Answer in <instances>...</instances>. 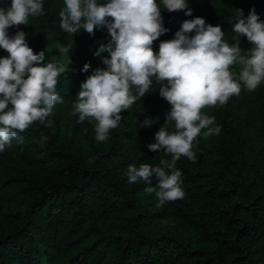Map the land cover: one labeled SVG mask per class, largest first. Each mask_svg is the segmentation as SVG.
<instances>
[{
  "label": "trees",
  "instance_id": "trees-1",
  "mask_svg": "<svg viewBox=\"0 0 264 264\" xmlns=\"http://www.w3.org/2000/svg\"><path fill=\"white\" fill-rule=\"evenodd\" d=\"M187 3L192 16L170 13L161 4L169 31L154 41L155 51L186 19L199 16L220 25L230 43H235L237 9L246 17L254 7L264 20V0ZM10 4L0 0V7ZM43 6L45 15L30 16L27 25L8 33L24 31L36 50L73 41L67 57L80 86L92 70L106 67L102 57L108 53L96 57L94 52L110 39L107 28L69 35L60 28L64 0H43ZM240 47L248 50L252 44L241 36ZM7 55L0 49V57ZM85 63L91 67L81 73ZM170 107L153 83L144 98L122 112L124 118L105 142L95 139L94 118L86 132L74 133L69 150L40 148L35 133L13 139L0 152V166L8 165L0 182V264H264V83L230 97L225 106L202 109L215 116L213 126L221 131L205 137L202 130L196 161L181 157L176 164L184 198L161 205L143 180L128 183L127 168L170 158L147 148ZM145 119L152 125L141 128ZM165 126L174 130L173 122ZM160 213L169 214L185 232L178 238L149 233L147 224Z\"/></svg>",
  "mask_w": 264,
  "mask_h": 264
},
{
  "label": "clouds",
  "instance_id": "clouds-1",
  "mask_svg": "<svg viewBox=\"0 0 264 264\" xmlns=\"http://www.w3.org/2000/svg\"><path fill=\"white\" fill-rule=\"evenodd\" d=\"M161 4L170 13L185 11L192 16L187 0L159 4L157 0H64L59 18L61 30L69 35L82 29L94 35L96 29L106 27L110 37L94 52L96 57L108 53L102 57L106 67L92 70L80 84L72 112L78 114V123L95 119L98 142L109 138L124 118L122 112L144 98L153 83L171 106L155 142L147 145L150 151L170 158L160 159L155 166L142 163L127 168L128 183L143 180L145 190L155 193L162 205L185 196L177 161L181 157L196 161L202 130H207L205 137L221 131V126H213L215 116L203 114L202 109L225 106L230 97L242 90L255 91L264 83V20L254 7L246 17L237 9L231 37L235 43H230L220 25L199 16L186 19L174 37L160 41L155 51L154 41L169 31L163 24ZM43 15V0H11L9 7H0V49L8 53L0 57V152L13 139H21L20 134L34 122L45 123L54 105L63 103L58 77L68 68L58 62L45 63L46 50L35 53L24 31L8 33L13 26L27 25L30 16ZM241 36L252 44L250 49L240 47ZM71 49L73 41L59 51L67 56ZM90 67L85 63L80 72L87 73ZM169 122L174 123L172 131L165 126ZM151 125L149 119L141 122V128Z\"/></svg>",
  "mask_w": 264,
  "mask_h": 264
},
{
  "label": "rangeland",
  "instance_id": "rangeland-1",
  "mask_svg": "<svg viewBox=\"0 0 264 264\" xmlns=\"http://www.w3.org/2000/svg\"><path fill=\"white\" fill-rule=\"evenodd\" d=\"M62 46L58 43L45 46L46 60L48 62H58L65 65L68 71L58 77L57 90L63 98V103L54 105L52 113L46 118L45 123L39 121L34 122L22 134H37V142L43 149H63L72 148V138L76 131L86 132L89 127V118L83 123H78V114L72 115L74 111L73 105L77 100V93L80 86L77 83V72L73 63L67 56L62 55L59 49ZM35 53L42 50L33 49ZM116 163V161H114ZM8 174L7 163L0 166V182H3ZM147 230L152 235L166 234L168 236L180 237L184 232V228L180 226L169 214L160 213L154 217L148 224Z\"/></svg>",
  "mask_w": 264,
  "mask_h": 264
}]
</instances>
